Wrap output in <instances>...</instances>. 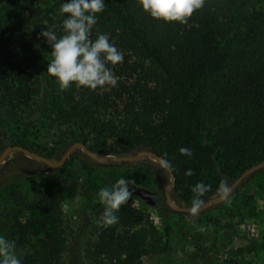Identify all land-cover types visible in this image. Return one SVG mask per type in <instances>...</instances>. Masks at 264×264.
Here are the masks:
<instances>
[{
    "label": "trees",
    "instance_id": "obj_1",
    "mask_svg": "<svg viewBox=\"0 0 264 264\" xmlns=\"http://www.w3.org/2000/svg\"><path fill=\"white\" fill-rule=\"evenodd\" d=\"M66 2L0 0V149H33V136L55 127L71 129L74 141L96 153L147 145L170 162L174 196L188 206L196 183L211 186L201 197L206 201L221 180L233 181L264 161V0H205L186 24L152 18L139 0H104L90 38L108 34L124 59L107 65L117 86L95 90L75 83L61 90L47 73L52 48L40 33L64 34L67 14L60 7ZM133 58L154 64L151 86L129 72ZM182 147L192 155H182ZM188 169L194 174L185 175ZM149 174L139 171L138 182L148 187ZM72 189L60 176H46L32 191L13 195L4 216L15 248L24 250L17 255L21 264L59 263L66 243L63 200ZM27 192L44 204L24 217ZM92 207L101 225L93 264H146L148 254L167 246L169 224L160 232L129 202L111 226L99 221L105 206Z\"/></svg>",
    "mask_w": 264,
    "mask_h": 264
},
{
    "label": "rangeland",
    "instance_id": "obj_2",
    "mask_svg": "<svg viewBox=\"0 0 264 264\" xmlns=\"http://www.w3.org/2000/svg\"><path fill=\"white\" fill-rule=\"evenodd\" d=\"M129 65V72L136 79L149 86L154 83L157 71L149 60L133 58ZM71 131L67 127H55L37 132L31 139L33 149L29 150L58 161L76 142ZM5 133L11 141V134ZM7 146L0 149V155ZM148 149L152 148L142 145L129 153L106 155H134ZM48 168L44 162L24 156L19 151H13L7 157L0 167V236L13 241L14 229L8 217L4 216L11 207L13 195L32 191L43 177L60 176L66 183H71L73 189L63 200L62 234L66 243L58 264H93V245L101 225L95 221L98 212L92 211V206L101 204L99 190L111 187L120 178L156 192L159 197L157 207H151L134 196L128 202L143 212L145 220L153 223L160 232H165L166 224L170 226L168 236L163 237L167 246L158 253L148 254L146 264H264V169L242 182L224 202L193 217L189 213L174 211L167 205L165 187L170 182V175L152 158L101 164L84 151L76 150L62 167L45 173ZM145 169L150 172L148 187L138 182V172ZM225 181L229 187L234 182ZM27 193L28 209L24 217L35 213L30 207L44 204V201L33 197L32 192ZM212 197L220 195L217 192ZM173 201L179 206H188L174 193ZM22 251V248H15L16 255Z\"/></svg>",
    "mask_w": 264,
    "mask_h": 264
},
{
    "label": "clouds",
    "instance_id": "obj_3",
    "mask_svg": "<svg viewBox=\"0 0 264 264\" xmlns=\"http://www.w3.org/2000/svg\"><path fill=\"white\" fill-rule=\"evenodd\" d=\"M139 3L154 19L186 24L193 13L204 6L205 0H139ZM104 9V0H68L60 7V12L67 14V18L63 20L64 34L58 38L51 29L40 33L52 48V60L48 63L47 73L57 78L61 90H67L73 83L91 90L98 86H117L118 78L107 65L110 63L114 66L123 62V53L109 42L108 34H100L95 40L90 38L91 29L97 23V14ZM179 151L182 155H192L188 148L182 147ZM161 167L170 170L171 164L162 160ZM193 174L191 169L185 173L188 176ZM134 183L132 180L120 178L111 187L106 186L99 190V201L105 206L99 221L104 226L119 222L115 213L132 198L129 185ZM210 190L211 186L203 182L191 187L194 193L188 209L191 216L198 215L204 204L201 197ZM217 191L221 199L227 198L230 188L225 180H221ZM0 264H21L15 252V242L3 236H0Z\"/></svg>",
    "mask_w": 264,
    "mask_h": 264
},
{
    "label": "water",
    "instance_id": "obj_4",
    "mask_svg": "<svg viewBox=\"0 0 264 264\" xmlns=\"http://www.w3.org/2000/svg\"><path fill=\"white\" fill-rule=\"evenodd\" d=\"M76 150H82L86 153V155L93 160L101 163V164H112V163H123V162H137L138 160L147 157V158H152L157 162L159 165H161L162 160H166L163 156L157 154L153 149H148V150H142L134 155H99L97 153H94L91 151L87 145H85L82 142H75L73 143L68 150L62 155V157L58 161H53L48 158L42 157L37 153H34L30 151L29 149H26L23 146H14V145H9L7 146L3 152L0 155V167L4 165V162L6 161L7 157L13 152V151H19L24 154V156L31 157L34 159H37L39 161L44 162L45 164L48 165V169L45 171V173H50L51 170L58 169L62 167L70 158V156L76 151ZM264 169V161H260L254 166L250 167L247 169L245 172H243L238 178L234 180V182L231 184L230 188V193L227 196V198L231 195V193L246 179L251 177L253 174L256 172ZM167 172L170 175V182L166 185L165 187V195H166V200H167V205L172 208L174 211L177 212H183V213H189L188 209L191 206H179L177 203L173 201V193H174V187H175V182H176V177L175 173L173 172L172 169H166ZM130 191H132L133 196L146 202L149 206L151 207H157L159 204V197L158 194L154 191L149 190L148 188L138 186L131 184L129 185ZM227 198L221 199L220 197L214 198V197H209L206 201H204V204L202 208L200 209L199 213H202L209 208L220 204L224 202ZM190 214V213H189Z\"/></svg>",
    "mask_w": 264,
    "mask_h": 264
}]
</instances>
